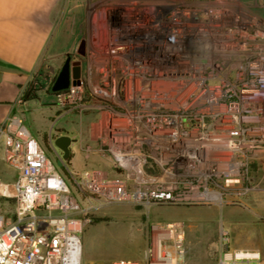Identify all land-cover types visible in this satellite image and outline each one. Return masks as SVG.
<instances>
[{
	"label": "built area",
	"instance_id": "2783aa9c",
	"mask_svg": "<svg viewBox=\"0 0 264 264\" xmlns=\"http://www.w3.org/2000/svg\"><path fill=\"white\" fill-rule=\"evenodd\" d=\"M246 0H102L103 34L71 53L78 85L54 93L63 114L89 117L107 160L65 180L24 119L0 125V180L13 219L0 216V264H82L81 232L94 205L244 207L264 174V15ZM264 12V11H262ZM19 103V100L18 102ZM70 185H68V183ZM84 205V206H83ZM217 264H263L235 248L221 224ZM184 223L150 222L141 262L185 264Z\"/></svg>",
	"mask_w": 264,
	"mask_h": 264
},
{
	"label": "rangeland",
	"instance_id": "374dc122",
	"mask_svg": "<svg viewBox=\"0 0 264 264\" xmlns=\"http://www.w3.org/2000/svg\"><path fill=\"white\" fill-rule=\"evenodd\" d=\"M102 0H74L73 1V39L67 50H57L58 60L55 65L41 66L42 74L37 81L28 82L22 88L18 105H25L29 99L40 101L37 93L40 88L48 85L45 76L51 79V72L48 67H61L66 55L80 50L85 46L84 40L87 32L103 34V22L98 13L99 4ZM252 5V9L260 15H264V0H246ZM63 3V1H62ZM67 52L68 54H65ZM46 83V84H45ZM44 84V85H43ZM50 91L46 90L48 94ZM50 94V93H49ZM63 113V109L59 113ZM30 130L37 136L45 153L56 164L61 160L62 153L53 145V140L58 136H69L72 140L70 154L67 160L62 161L58 172L65 179L71 182V174H80L91 168L108 169L106 159L91 153L85 158V147H93L91 140V122L89 117L82 119L76 116H65L54 122V114L43 115L33 114L25 107L20 113ZM81 170L73 167L72 159ZM252 177L263 179L260 183L264 187V174L257 172L252 167ZM68 183V182H67ZM70 185V183H68ZM251 192L248 196L257 194ZM84 206V205H83ZM195 207V208H151L145 210L131 203L94 205L89 210L90 222L81 232L82 242V264H112L118 261L141 262L147 244L148 224L150 222H167L178 220L184 223L185 246L187 250L185 264H217L220 248L219 234L220 225L230 228L227 223L229 218H236L237 221L243 218L254 220L252 225L247 226L249 233L242 232L245 228L238 224L236 233L232 232V242L237 246H247L259 250L264 264V225L257 222L255 216L257 211L253 206L249 207ZM254 209V210H253ZM13 202L10 199L0 198V216L11 215ZM251 231V232H250Z\"/></svg>",
	"mask_w": 264,
	"mask_h": 264
},
{
	"label": "crops",
	"instance_id": "0c3cea01",
	"mask_svg": "<svg viewBox=\"0 0 264 264\" xmlns=\"http://www.w3.org/2000/svg\"><path fill=\"white\" fill-rule=\"evenodd\" d=\"M73 1L0 0V125L8 115L12 113L20 115L23 108L25 109L27 105L33 114H54V122H57L64 115L60 113L56 116L60 110L55 104L54 93L51 91L49 92L50 94L46 93L49 85L40 88L37 93L40 101L37 102L31 98L25 105L20 106L17 102L25 84L40 79L39 76L43 72L41 66L55 65L58 60L57 50L60 48L67 50L72 44ZM65 54L68 53L65 52ZM48 69L52 74L51 79H53L57 76L60 67L58 69L56 67H48ZM25 124L28 127L26 122ZM28 129L30 130L29 127ZM30 132L40 144L35 133L31 130ZM2 146L3 142L0 138V180L4 183H13L17 174L5 164L2 157ZM46 156L52 161L47 154ZM75 158L76 156L72 159L73 167L81 170ZM85 158L87 157L85 156ZM102 170L106 171L107 169L104 168ZM243 203L244 207L250 208L253 206L257 211L255 219L264 225V187H261L257 194L247 196ZM233 209L237 208L232 207L230 212ZM2 217L8 221L13 219V211L10 216L5 215ZM253 222L252 218H250V221L245 218L239 221L236 218H229L227 223L230 224V228L223 225L229 231L233 247L249 248L235 245L232 242L231 231H236V226L240 224L241 227H245L240 230L249 233L247 226L252 225Z\"/></svg>",
	"mask_w": 264,
	"mask_h": 264
},
{
	"label": "water",
	"instance_id": "95a60500",
	"mask_svg": "<svg viewBox=\"0 0 264 264\" xmlns=\"http://www.w3.org/2000/svg\"><path fill=\"white\" fill-rule=\"evenodd\" d=\"M80 54H82V50L80 49ZM81 75V65L80 62H71L69 56H67L64 64L60 68L54 83L51 87L52 93H57L59 91L66 90L70 84L78 85L79 79ZM72 144V140L69 136H58L53 140V145L56 147L61 153V160H57L56 167L60 168L62 166V161L68 159L70 154V147Z\"/></svg>",
	"mask_w": 264,
	"mask_h": 264
},
{
	"label": "flooded vegetation",
	"instance_id": "af4514ba",
	"mask_svg": "<svg viewBox=\"0 0 264 264\" xmlns=\"http://www.w3.org/2000/svg\"><path fill=\"white\" fill-rule=\"evenodd\" d=\"M69 57H70V59H71V56L69 55ZM67 58V57H66ZM66 60V59H65ZM65 62V61H64ZM64 64V63H63ZM62 64V65H63ZM62 67V66H61ZM60 67V68H61ZM59 72V71H58ZM55 78H56V76L53 78V79H49V76L47 75V76H45V82H48V90L49 91H51V87H52V85H53V83H54V80H55ZM46 84V83H45ZM44 85V84H43Z\"/></svg>",
	"mask_w": 264,
	"mask_h": 264
}]
</instances>
